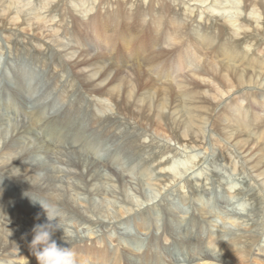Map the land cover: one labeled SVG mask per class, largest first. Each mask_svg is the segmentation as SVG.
Masks as SVG:
<instances>
[{
    "label": "bare ground",
    "instance_id": "6f19581e",
    "mask_svg": "<svg viewBox=\"0 0 264 264\" xmlns=\"http://www.w3.org/2000/svg\"><path fill=\"white\" fill-rule=\"evenodd\" d=\"M34 1L49 6V14L47 15L46 10L43 14H35ZM77 1H80L79 4ZM209 1L211 0H0V30H7L5 37L8 44L21 51L37 46L35 42H38L44 48L43 52L48 51V56L55 54L57 62L61 61V64L55 65V69H72L81 93H88L94 98L106 97L114 105L111 109L117 113V116L106 114L103 120L104 114L97 115L94 112L93 117L88 120L81 119L80 126L73 135L72 131L77 125L73 126L72 123L77 124L76 121L80 119L73 104L72 109L66 108L59 115L55 112V104H50L49 107L46 106L47 109H40L38 115L34 116L35 113L31 112L25 117L14 107V117L21 120L22 124H12L11 118H8L10 125L6 126L3 124L5 120L1 118L0 184L12 183L18 193L14 195L11 191H6L0 196V262L37 264L31 251L19 252L22 246L30 247L34 225L47 220L45 210L34 205L33 201L42 197L45 204L46 201L49 203L46 205H53L56 210V198L63 194L58 211L61 216L64 215L61 219L66 232L65 240L62 239V230L55 233L54 239L58 244L72 247L77 257L88 260L91 264H138L136 256L131 257L127 253L144 254L147 248V252L152 253L144 254L140 258L141 264H164L166 259L163 261L156 257L162 255L157 248L165 245L166 241L159 240L155 234L146 250L144 241L133 238L125 251L115 247L109 251L110 247L105 245L106 240L112 238L114 242L121 244L119 238L124 237L121 234L122 226L131 222L147 233L153 222L145 221V215H138L144 212L141 208L155 202L168 186L178 183L177 176L182 175L178 170L180 166H190L191 163L199 166L202 159L210 153L208 139L212 143V140L215 141L210 133H215L218 135L216 144L228 145L221 148L223 157L231 162V153L238 154L237 161L240 163L233 162L234 170L239 173L250 172L253 183L257 186L254 185L257 193H253L250 198L243 194L244 191L234 190V193H230L232 197L242 196V205L249 206L248 202L251 200L253 204L256 203L259 210L254 214L259 217V222L253 228L243 221L240 224L238 219H233V223L239 225L237 231L241 232L245 228L246 232L218 236L211 229L204 231L206 224L202 221L204 223L201 222L198 226L199 236L185 237L186 239L183 236L177 239V236V240L173 236L175 245L188 249L187 256L179 254L180 256L173 257L170 254V261L166 264L176 258H188V264H231L219 257L220 254L216 255L218 248L223 253H232L242 264L254 261L264 264V52H260L263 53L260 56L259 51L249 47L258 45L263 48L264 45V0H243V3L239 0L241 7L235 0H213L208 3ZM187 2H198L201 6L207 4V12L202 7L194 6L195 11L192 9L189 12L183 10L175 13L172 3L175 7H182ZM251 8L253 12L256 8L261 10L260 21H249L246 14ZM75 11L83 17L76 15ZM235 11L243 15L239 17V28L243 30V36L242 31L235 29ZM213 12L217 14L215 21L208 15ZM224 13L228 15L225 16ZM229 13L233 18L229 17ZM194 14L197 17L203 14L205 16L203 15L202 21H198ZM69 18L72 19L71 27ZM218 18L221 23H217ZM256 23H259L258 26ZM43 24H50V36L55 41L42 34ZM228 34H231L230 37H227ZM52 41L56 44H52ZM98 50L101 51L96 53ZM36 52L34 54L38 55ZM24 53L28 54L26 51ZM59 77L56 78L58 82ZM201 86H206L208 90L201 89ZM234 92L240 94L218 110L224 97H231ZM16 97L24 102L22 98ZM49 97L46 100L43 97L37 104L48 102ZM96 101L97 110L106 108V112L109 104H103V100ZM60 102L65 101L61 99ZM122 122L130 127L131 133L128 135L134 140L120 148L119 131L123 126L128 127ZM82 126H85L84 129ZM142 132L148 135L140 137ZM208 134L211 138H206ZM159 137L162 138L161 144ZM36 138L39 141L33 144L32 141ZM219 138H223L226 143L218 141ZM188 147L193 150L191 155L190 151L184 152L187 155L178 151L188 150ZM199 149L206 151L202 158L200 152V157L196 154ZM101 152H109V158H105ZM37 154L49 159L45 160V168L39 162L32 161ZM181 155L184 156L183 159L179 158ZM151 157L153 165L147 163ZM53 159L60 160L58 163L62 167L55 168V162L50 164ZM190 169L182 167L184 174ZM42 171L46 172L45 177L40 175ZM195 172L197 176L193 175ZM141 177L145 180L140 181ZM202 177V170L193 171L189 184L198 189L203 185L204 188ZM62 183H65V189L61 186ZM179 188L184 189L185 186L181 185ZM233 189L235 187L231 186L230 190ZM198 193H194L197 201L206 209L207 203L201 196L202 193ZM32 195L34 199L28 198ZM82 196L87 200L81 199ZM190 197L186 189L181 190V200L186 205L191 204ZM96 199L101 204L95 205ZM115 203L119 206H114ZM109 207L116 209L114 215H109ZM201 211L208 218V211ZM70 221L72 225L67 223ZM154 221L157 227L158 222L156 219ZM69 228L75 229L77 233L81 229L84 236L78 233L77 241ZM87 230L99 235L100 247L97 250L94 249L96 244L91 246L84 240ZM210 237L212 240L209 242ZM167 251L172 249L166 248L163 252L169 256ZM112 257L115 260L113 263ZM105 258H108L106 263ZM181 262L183 261L179 260L176 264H184Z\"/></svg>",
    "mask_w": 264,
    "mask_h": 264
},
{
    "label": "rangeland",
    "instance_id": "374dc122",
    "mask_svg": "<svg viewBox=\"0 0 264 264\" xmlns=\"http://www.w3.org/2000/svg\"><path fill=\"white\" fill-rule=\"evenodd\" d=\"M212 1L213 0L209 1L208 3H211ZM229 1H231V0H229ZM235 1H236V3H238L239 0H235ZM79 2H78V4H79ZM223 2H226V1H223ZM243 2L244 1L242 0V3ZM189 3H191V4H189ZM33 4H34V8H35V11H34L35 14H37V13H42L43 14V12H46V11H47V15L49 14V12H48L49 6H45L44 4H42L39 1L38 2L34 1ZM78 4L76 3L77 6H78ZM36 5H37V7H36ZM41 5H43V6H41ZM71 5H70V7L72 8V6H73V8H74V5H72V6ZM172 5H173V8L176 9L175 13H177V12H182L183 10H185V11L188 10L187 12H189V10H192L194 6L202 7L203 10H206L205 6L207 4L201 6V4H199L198 2H195V3L194 2H187L182 7H175L174 3H172ZM38 6H41V7H38ZM238 6L241 7L240 2L238 3ZM196 7L192 11H195ZM23 10L25 11V9H23ZM255 10H257V11L255 12ZM255 10L253 12V8H251L246 14L247 17L250 19L249 21L251 23H253L252 22L253 19H257L259 21L261 20L260 19L261 10L257 9V8ZM204 12L206 13L207 10L204 11ZM75 14L76 15L79 14L78 16L83 17L82 14L79 13V12L76 13V11H75ZM203 15H199L197 17V14H194V16L196 17V19H198V21H202L203 17L205 16V15L204 16ZM208 15L213 21L217 20L216 18H214V17H217V14L215 12H213V14H208ZM226 15H228V13L225 14V16ZM183 16L187 20V18L184 15V13H183ZM230 16L231 15L229 13V17ZM234 16L236 17V22H237L236 25H235V29H239V32L242 31L241 32L242 33L241 36H243V30L241 28H239L240 25H241L239 17H243V15L241 14V12L235 11ZM231 17L233 18V16H231ZM32 18H33V16H32ZM71 21H72V19L69 18L68 22H69V26L70 27L72 26L71 25L72 24ZM217 23H221V22H219V18H218ZM239 23H240V25H239ZM258 24L259 23H256L255 25L258 26ZM49 25L50 24H48L46 26V25L43 24L42 34H44L46 36L47 35L50 36L51 28H49ZM255 25H254V27H255ZM232 28H234V27H232ZM257 29H259V28H257ZM11 31H15V30H11ZM0 34H1L0 35V122H2L1 121V118H2L3 120H5V122L3 124H6V126H9L10 124H9V121H7V120H8V118H11L10 123H12V124L13 123L14 124H22L21 120L16 119L14 117V114H15L14 107H16L18 109V111L21 112L23 117H25L27 115V113L30 114L31 112L35 113L34 116L38 115L37 113L40 112V109H42V110L47 109L46 106L49 107L50 104H55V106H54V107H56V111L55 112H57V115H59L66 108H69V110L72 109V104H73L74 108L80 114L79 115L80 119H78V121H76L77 124L76 123L74 124V122L72 123L73 126L77 125V126H75L76 129H74V131H72V135H73V132H75L77 130V128H79L81 119L88 120V118L93 117V113L94 112L97 115L98 114L99 115H103L104 114L103 120L105 119V117H106L105 115L106 114H109V116H111V115L113 116V114L117 116V113H114V111L112 110L114 105L110 101H107L106 97L102 96V97H99V98H94V97H91L88 93L87 94L85 92L81 93V90H79V84H78V82H76L75 74H74L73 71H71L72 70L71 68H69V69L68 68L67 69L66 68H63V69H59L58 68L59 71H58V69H55L56 68L55 65L61 64V63H59L61 61L57 62L55 54L48 56L47 55L48 51L43 52L44 48H41V46L39 45L38 42L34 41L37 46L34 45L32 48L27 47V49H25V50L18 51V49H16L15 46L8 44V42L6 40V37H5V36H7V30L1 29L0 30ZM230 35L228 34L227 37H230ZM34 37H36V36H34ZM50 38L55 41L53 36H50ZM37 39H38V36H37ZM46 41L48 42V40H46ZM54 41H52V44H56V42H54ZM15 42H16V40L14 41V43ZM48 43H51V41H49ZM15 45H17V44H15ZM35 47L37 48V50H36ZM249 47L250 48L253 47V49L255 48L254 51H259V53L260 52H264V45L262 46L263 48H261V46H258V45L257 46L251 45ZM256 47H258V48H256ZM33 49L38 52V55L34 54L35 51ZM56 50L59 52V49L57 47H56ZM25 51L28 52V54L24 53ZM40 51H41V53H40ZM100 51L101 50H98L96 53H99ZM259 55L263 56V53H260ZM28 58H29V60H28ZM60 75H61V77H59ZM57 77H59L60 82H58V80L56 79ZM28 83H30L29 84L30 86H28ZM7 89H9V91ZM201 89L208 90V88L206 86H201ZM210 91H212V90L210 89ZM27 93L30 94V95H27ZM49 93H51L50 97H49ZM239 94L240 93L236 94L234 92L231 95V97L230 96H225L224 99H223L224 104L222 102L220 104L218 110L221 109L223 106H225V103H227V101H229L231 98H233V97H235V96H237ZM16 96H18L19 98H22V101H24V102H20V100H18V98ZM30 97H31V99H30ZM43 97H44L45 100L49 97L48 102H43V103H38L37 104V101L39 102L41 99H43ZM62 97H66V98H62ZM84 97L87 98V99H84ZM226 97H227V99H226ZM5 98H6V100H5ZM55 98H57V99H55ZM61 99H63L65 102H60ZM26 100H28V101H26ZM96 100H101V101L103 100L102 103L105 104V105L109 104V107L106 110V112H105L106 108L104 110H99V111L97 110V107L95 105V104H97ZM242 105L244 106L245 103L243 102ZM111 107H112V109H111ZM259 114H261V113H259ZM261 115H263V114H261ZM100 117L102 118V116H100ZM46 118H47V114H46ZM44 121L46 122V120H44ZM44 121H42V123H44ZM57 123H59V122H57ZM46 124H44V125H46ZM123 124L128 126L125 123H123ZM49 125H50V123H49ZM82 127L84 129L85 126H82ZM106 127H109V125H107ZM55 133H58V132L55 131ZM129 133H131L129 126L128 127H124V126L121 127V129L119 131V134L117 133L119 135V138H120L119 139L120 144H121V146H119L120 148L123 147V146L125 147V144H129L131 141L134 140L133 138H131L128 135ZM91 134H92V132H90V135ZM145 134L146 133L142 132L140 137H142ZM210 134L212 136V139H215V141L212 140L213 141V143H212L211 140L208 139L209 141H207V144H209V147L211 148L210 149V153L207 154V156H205L206 158L204 157L205 159L204 158L202 159V162L199 163V166H196L197 164L194 165V163H191L190 166H188L189 164H185V165L180 166L181 168H179L178 170L181 171L182 175L181 176H177V179L179 180L178 183L171 184V186L174 185L172 187L168 186L167 189H165V191H163L162 194L158 195V197L156 198L155 202L153 201V203L150 202L149 204L146 205V206H148V208H145L146 206H144V208H141V209L144 210V212H141L138 215L139 216L140 215H145V221H148L150 223L153 222V225L150 226L151 228L147 231V233H146V231L141 230L137 226V224H134V222H131V224H129V225H124V226H122V232H121V234H123L124 237L121 236L119 238L121 244H118V243L114 242V240L112 238H108L106 240L107 244H105V245L110 247L109 251H111L113 249V247H115V249L119 248L120 250H124L125 251V249H128V247H126V246H128L129 241L131 243V239L133 240V238H138V240L144 241L145 250H146V247H149L150 243L152 242V237L155 234V236H157V238H159V240L166 241L164 243L165 245H162L161 248L160 247L157 248L158 252L161 253L162 255L159 256V255L156 254L157 255L156 258L157 259L158 258H162L160 260L166 259V261L168 262V260L170 261V258H169L170 254L173 257L180 256V255L181 256H187V251H188V249H186L185 247H182L181 245H175V241L172 240L173 236L175 235L174 238L175 237L177 238V236H178L177 239H180L179 236H183V238L191 237V236H194V235H198L199 236L198 232L200 230L198 229V226H199V224H201L202 221H205V224H206V225H204V231L211 229V231H215L217 233V235L218 234L219 235H224L225 233L227 235H232V234H241V232H243V231L246 232L244 227H242L244 229H242L241 232L237 231V229H239V227H238L239 225H238V223H233V219L234 220L238 219L237 222H240V224L243 221V222L247 223V225H251L253 228L256 227L255 225L259 222L258 221L259 217H257V214L255 215L254 212H257V209L259 208V206H257L256 203L253 204L252 200H251V202H248L249 206L248 205L247 206L242 205V200H241L242 196L240 198H238L236 196L232 197V194L230 193V191L233 192L234 190H236L237 192L242 191V193L244 191L243 194L247 195L250 198L253 195V193H257L256 192L257 191V188H256L257 186L255 185V183H253L254 180L250 176V172H240L239 173L238 171L234 170L233 162H236V164L240 163L239 160L237 161V158L239 159V157H238L239 155L235 154L237 156L236 157L234 154L231 153V156H232L233 160H231V162H228L226 160V158L223 157L222 152H221L222 151L221 150L222 146H224V145L228 146L226 141L224 142L223 138H219L218 141H223L226 144H223V143L221 145L216 144V142H217L216 139L218 138V135L215 134V133H210ZM70 135H71V131L67 135L68 139H70ZM146 135H148V134H146ZM207 137H209V134L206 135V138ZM54 138H56V137H54ZM209 138H211V137H209ZM146 139H147L146 142H148V138H146ZM38 141L39 140H37V138H36V139H34L32 141V143L33 144H37ZM159 141H160V144H161L162 143V138H160ZM72 142H73V139H72ZM171 144H172V146L174 145L173 143H171ZM218 145L221 146V147H219ZM211 146H213V147H211ZM215 148H217V149H215ZM145 149H147V148H145ZM212 149H213V151H212ZM178 151L182 152V154H184V155H187L184 152L188 151V153H189V151H190L189 155H191V152L193 150H191V148L188 147V150L181 149V150H178ZM196 151H198V153H196V154H198V157H200V153H201V158L206 153V151L201 150V149L196 150ZM109 152L105 153L106 155L104 154V152L103 153L101 152L100 154L103 155L104 157L106 156L105 158H109V155H107V154H109ZM130 152H132V151H130ZM225 152H226L225 155L227 156L228 153H227V151H225ZM135 153L137 154V151ZM145 157L147 158V156H145ZM64 158H65V156H64ZM179 158L183 159L184 156L181 155V156H179ZM185 158L187 159V157H185ZM188 159H190V158H188ZM220 159H222V160H220ZM45 160L46 159L43 156L41 157V156H39L37 154V156L32 161L39 162L41 167L45 168V165H46ZM47 160L49 161L48 158H47ZM50 161H51L50 164L52 162L56 163V164H54L55 168H61L62 167L60 165V163H58L60 160L56 161L55 159H53V160H50ZM153 161H154L153 157H151L150 161L147 162V163L153 165V163H151ZM181 161H183V160H181ZM182 167H184L186 169H188L190 167L191 169L186 174H184V172L182 171ZM222 168H223V170H222ZM198 169H199V171L202 170V175H203L202 178L204 180V182H202V184H204V188H203V185H201V187L199 188L200 190L198 189V187H195V186H192V185L189 184L190 183V180H189L190 175L192 174L193 171L198 170ZM180 171H179V173H180ZM231 171H233L234 173L231 172ZM45 173H46L45 171H42L40 173V175L45 177V175H44ZM214 174L216 176H214ZM193 175L197 176V173L195 172V173H193ZM225 175H227V176H225ZM157 177H158V175H157ZM206 177H207V180H206ZM232 178H233V180H231ZM141 179H142V177H141ZM218 179H220V180H218ZM227 179H229V180H227ZM144 180L145 179H142L140 181H144ZM226 180L229 181V182H227ZM258 180H260V179H258ZM225 184L228 185V186H226ZM181 185L185 186V188L184 189L179 188V187H181ZM250 185H251V188H250ZM61 186H63V188L65 189L66 185H65V183L64 184L62 183ZM231 186H234L235 189L230 190ZM205 187L207 189H205ZM238 187H239V189H238ZM14 189L15 188L12 187V183L10 184L9 182L8 183L7 182H5V183L2 182L0 184V196L5 194L6 191H11L12 193H14V195H16L18 193L16 190H18V189H16V190H14ZM185 189L191 195V197H190L191 198V200H190L191 204H189V205H186L187 203H184L181 200V190H185ZM145 191L147 192V189ZM50 192H52V190ZM195 192H199L198 194L202 193L201 196H203V199L207 203L206 204V209H203L202 205L197 201V197L194 194ZM248 197H247V199H249ZM14 198H16V196ZM28 198L34 199V195L29 196ZM63 198H64L63 194L60 195V197L56 198L57 199L56 202H55V204H57L56 210H58L60 208L59 206L62 203L61 199H63ZM80 198L83 199V200H87L83 196L80 197ZM96 200H95L96 201L95 205L101 204L99 202V199H96ZM35 201H39V202L45 204V200L42 197H37V198L34 199V205L37 204L38 206H41L38 202H35ZM29 204H31V203H29ZM46 204H49V203L46 201ZM115 204L116 205H114V206H117V207L119 206V204H117V203H115ZM104 205H106V204H103V206ZM155 208H157V209L160 208L161 210H157ZM109 209H110V213H111L109 215H114V211L116 209L115 208L112 209L110 207H109ZM193 210H195V211H193ZM201 210L208 211V218H206V216H203ZM228 210H230V211H228ZM155 211L156 212L158 211V212L156 213ZM206 211H203V212H206ZM193 215L195 217H193ZM258 216H259V214H258ZM61 218H64V215L61 216ZM175 218H176V220H175ZM155 219H156V222H158V224H157L158 226L157 227L161 228V229H158L156 227V223L154 221ZM222 219H223V221H222ZM182 220H183V222H182ZM197 220H198V222H197ZM226 220H228V221L230 220L231 222L229 221L230 222L229 223ZM78 221H79V219H78ZM168 221H170V222H168ZM226 222H227L228 225L225 224ZM67 223L72 225V221L67 222ZM114 223H116V222H114ZM203 223L204 222H202V224ZM221 227L222 228L225 227L227 232H226L225 229H221ZM249 227L250 226H248V228ZM123 229H126V230H123ZM69 230L71 232L73 231L75 233V234L72 233L71 235H73L76 238L77 241H79V239L77 237V236H79V234L82 237L84 236L83 235L84 233L82 232L83 227H82V230L81 229L78 230L79 234L73 228H69ZM86 232L87 233L85 234V239L84 240L87 241V244H89L91 246L96 244L94 246L95 247L94 249L97 250V247H100V243L98 241L100 239L99 235H94V233L89 232L88 230ZM89 233H91V234H89ZM121 234H118V235L120 236ZM92 235H94L95 237L92 236ZM176 238H175V240H177ZM210 239L212 240V237H210L208 239L209 242H210ZM214 239L217 241L216 238H214ZM148 243H149V245H148ZM170 246H172V247H170ZM173 247H174L175 250L173 249ZM166 248H168L169 250L172 249V251H167L169 256H166V254L163 253L164 251H166ZM148 250H149V248H147V250H146V252L144 254L148 255V254L152 253V252H147ZM29 251H31L30 247H24V246H22L21 250H19V252H22V253H27ZM127 254H129V256H131V257H135L136 256L137 263L141 264V259H142L143 255H144L143 253H134L133 252V253L130 254L128 252ZM216 255H219V257H221L224 260L226 259L231 264H242L235 257V255H233L232 253L227 252V251H225L223 253V251L220 250L219 248L217 250V254ZM153 256H155V254ZM113 257L111 258V260L114 259ZM252 257L254 258V256H252ZM76 259H77V264H80V263L81 264H91L90 261H88V260L84 261V260L80 259L77 256H76ZM107 259L108 258L104 259L105 263L107 262ZM179 260L183 261L181 263L188 264L187 263L188 262V258H186V259L185 258H182V259L181 258H178V259L176 258L174 261L171 260L170 264H176V262H179ZM114 261L115 260H112V263ZM167 262L164 261V264H166ZM16 263H18V261ZM195 263H201V262H195ZM0 264H9V263L0 262ZM251 264H260V263L254 261Z\"/></svg>",
    "mask_w": 264,
    "mask_h": 264
},
{
    "label": "clouds",
    "instance_id": "9594fccd",
    "mask_svg": "<svg viewBox=\"0 0 264 264\" xmlns=\"http://www.w3.org/2000/svg\"><path fill=\"white\" fill-rule=\"evenodd\" d=\"M35 202L41 205L47 217L45 223H37L32 229L33 238L30 242V249L37 260V264H77L74 249L70 246H62L54 239L55 233L62 230V239L65 240L66 229L59 211L55 210L53 205Z\"/></svg>",
    "mask_w": 264,
    "mask_h": 264
}]
</instances>
